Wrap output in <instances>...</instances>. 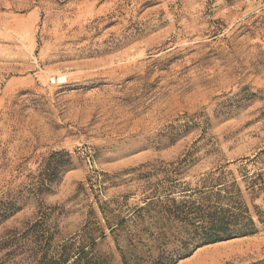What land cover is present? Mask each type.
<instances>
[{"label":"rangeland","instance_id":"1","mask_svg":"<svg viewBox=\"0 0 264 264\" xmlns=\"http://www.w3.org/2000/svg\"><path fill=\"white\" fill-rule=\"evenodd\" d=\"M263 168L264 0H0V264H150L198 225L170 200L264 211ZM255 229L175 264L263 260Z\"/></svg>","mask_w":264,"mask_h":264},{"label":"trees","instance_id":"2","mask_svg":"<svg viewBox=\"0 0 264 264\" xmlns=\"http://www.w3.org/2000/svg\"><path fill=\"white\" fill-rule=\"evenodd\" d=\"M242 181L247 194L253 196L262 194L264 198V168L250 175H244ZM45 182V180L42 181L40 192L45 190L43 188ZM217 186L219 188L213 193L216 199L212 201L210 196H206L204 199L209 202L208 206L198 205L195 210L185 206L184 200L179 202L170 200L171 205L165 210L167 215L181 219L186 224L191 210V214H196L194 219L198 225H191L192 230L187 233L184 240L179 242V250L169 254L161 253L150 264H175L178 259L186 257L193 247L250 235L255 232L256 223L264 225V211L254 205L249 208L243 200L242 190L235 182L230 186L224 184ZM41 238L44 237L41 236ZM13 240H7V243H13ZM65 252L57 254L56 257H49L47 250L44 249L40 251L42 254L40 257L33 258V262L35 264H80L81 257L86 256V252L81 251L77 257L69 258ZM131 263L134 262L131 261ZM123 264L130 263L123 257ZM251 264H264V259Z\"/></svg>","mask_w":264,"mask_h":264}]
</instances>
